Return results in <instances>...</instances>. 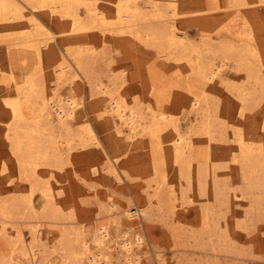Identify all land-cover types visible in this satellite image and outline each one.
I'll use <instances>...</instances> for the list:
<instances>
[{
    "label": "rangeland",
    "instance_id": "374dc122",
    "mask_svg": "<svg viewBox=\"0 0 264 264\" xmlns=\"http://www.w3.org/2000/svg\"><path fill=\"white\" fill-rule=\"evenodd\" d=\"M136 2L145 16L137 22L138 37L98 28L72 30L58 12L43 16L44 25L57 33L62 59L70 67L58 87L48 68L42 69L35 48L0 33V70H8L0 73V220L5 213L9 220L0 221V229L1 224L9 229L0 230V264H92L93 236L101 234L102 226L109 231L104 249L114 264H127L128 257L141 264H264V182L258 180L264 169L259 166L264 164V3L189 0V7L170 17L169 0ZM79 13L80 21L89 24L84 7ZM173 27L183 47L157 38ZM147 30L151 38L143 35ZM216 41H232L237 49L247 46L246 60L259 68L256 78L236 56L212 49ZM200 57L213 68L226 63L222 81L200 76ZM76 71L89 79V101L84 99L87 83L70 90ZM100 83L148 122L159 121L163 145L171 146L170 140L180 144L183 137L190 169L180 161L143 153L151 142L148 135L145 148L132 156L126 131L119 141L115 129L100 117ZM53 94L86 100L82 120L62 126L49 118L43 108L46 100L56 99ZM191 96L202 99L200 114L198 108H189ZM91 131L105 144H119L104 149L120 156L117 163L111 165L93 146ZM38 140L50 142L49 159L40 166L46 172L31 176L16 158ZM48 184L52 198L44 193ZM127 240H134L128 253L122 247ZM31 250L34 259L25 254Z\"/></svg>",
    "mask_w": 264,
    "mask_h": 264
},
{
    "label": "bare ground",
    "instance_id": "6f19581e",
    "mask_svg": "<svg viewBox=\"0 0 264 264\" xmlns=\"http://www.w3.org/2000/svg\"><path fill=\"white\" fill-rule=\"evenodd\" d=\"M232 1H234V3L239 5V6L240 5H245V4L247 5V0H225V3L227 5V3H230ZM258 1H260L261 3L262 2L264 3V0H258ZM169 2H170L171 5L169 4V7H168L169 8L168 9V15L170 17H174V16L178 15V13L180 11L185 10L184 7H185V5L187 3H189V0H169ZM155 6L157 7V5H155ZM82 7L85 8L87 17L90 18L89 24H85V23L80 21V13H79V11H80V9ZM187 7H189V6H187ZM141 10H143V9L138 7L136 0H0V33H3L2 36L4 35L6 37H11V38L17 39L18 40L17 43L19 45H27V46H31L32 48H35V50H36V52L38 54V58L40 60L41 67L43 66V67H47L48 68L49 77H51V79L55 78V80L58 82V84L56 85L58 87V86H60V84L64 80V76H65V73H66V69L65 68L68 67L69 64H67L66 61H64L62 59V56H61L62 50L60 48V45H59L57 39H55V36L57 35V33L52 31L50 28L48 29L44 25L43 22L46 21L43 18L44 15H46L48 17H52L54 14H56L58 12L63 17V21L69 22L71 24V27H72L71 29L72 30H83V29H86V28H89V29L98 28L101 31L107 32V33L108 32L109 33H116V32H118V33L119 32L120 33H129L130 35H136L138 37L141 34L140 33L141 30H140V32L138 31L140 29V27L139 26L137 27V22L139 21V19L142 18V16H144V14H143V12ZM187 13H188V11H187ZM142 28H144V26ZM148 30L145 31V34L143 33V35L147 36V38H149V37L151 38V36H150L151 33ZM151 30H153V29H151ZM155 33H156V31H155ZM158 34H157V36H158ZM157 38H159L160 41H163V42L169 41V43L172 46H181V47H183L185 45L181 41V37L178 35L176 27L175 28L173 27L172 30L169 29V32H168L167 35H165V33L162 32V35L158 36ZM148 41H149V39H148ZM231 42H226V43L222 42L220 44L219 41H218L217 42L218 45L217 44L214 45V43H212L211 46H213L212 49L215 48V47H218V50L222 51L224 54H229L230 56H232V55L236 56L237 59L239 60V65L242 66V68L244 67V68H246L248 70V73H249L250 77L256 78L255 76H256L259 68L256 69L253 66V64L250 63L251 61L249 62L248 60H246L245 56L248 54V53L246 54V52H248L247 51V46L244 49L243 48L237 49ZM202 45H203V43H202ZM188 47H190V46H188ZM4 52H5L4 55L6 56L7 51H4ZM250 52H252V50ZM64 55H66V54H64ZM252 55H253V53H252ZM230 56H229V58H230ZM201 58L202 57L199 58V69H198L199 73H200V76L203 77V78H207L210 81H215V82L218 83L219 80L222 78V75H223L225 67H226L225 66L226 63H221L216 68H213V66H212L213 63H211V61H208L207 59L202 60ZM231 58H233V56ZM64 59H66V57H64ZM247 59H249V58H247ZM205 60H207V61H205ZM77 65H79V64H77ZM56 66H60V68H61V69H59L60 71L57 73L58 75L55 74L56 71H57L56 70ZM43 67H42V69H43ZM256 67H257V65H256ZM68 68H70V67H68ZM4 71L7 72L8 70H4ZM4 71L0 70V73H3ZM82 73H83V71H82ZM250 77L248 76V78H250ZM5 79H7V77ZM82 81L87 83V85L89 87V92L86 93L85 98H84L87 101H89V99L93 96V94L91 93V84H90V82H88L89 79H87L84 74L82 75L80 71L79 72L76 71L75 74L70 79V82H69V86L71 88L70 90L75 89L74 85H79V84L83 85ZM220 81H222V80H220ZM226 83H228V82H226ZM260 83H262V82H260ZM232 86H234V85H232ZM256 86H257V84H256ZM238 90H240V88ZM98 92L102 93L103 96H104L102 98L103 99L102 102L103 101L104 102L102 104H100V106H99V108H100L99 111L102 112L100 114V117H103L105 119V121L107 122V124L109 123L112 126L111 128L115 129L116 134L119 135V136H116L117 138L120 139L119 141L123 140L122 134H123L124 131H126V134L129 135V139H128L129 147H128L127 150L132 154V156H134L136 158V154H138V149L139 148H145L143 143H144V141H146V139H144V137L146 135H148V137H149L148 139L152 143L149 142L150 144H148V145H149L150 149L148 148L146 151H143V153H145V154L148 153L154 159H158V160H161V159L162 160H173V162L180 161V164L182 166H184V167L187 166V168H189L191 166L189 164V160H188V158L186 156L187 155L186 154V144H184L185 142L183 143V141H184V139H182L183 137H180L178 139V141H180V144H178V143L175 144L174 140H170L171 146L163 145L165 142L162 143L159 140V136H158L159 135L158 133L161 130V129H159L160 127L157 128V124L159 122L158 120H157L158 122H156L155 119H153L152 121L148 122V120H146L143 117L144 115H142L139 111L135 110L130 105L129 106L126 105V103H121L119 101L121 98L117 99L116 97H114V93L111 92V89L109 88L108 85H103L102 83H100L98 85ZM78 94H80V92ZM53 96H55L56 99L53 98V100H46L45 101V106L43 108L44 111L48 112L49 118L56 119L57 122L59 124H61L62 126H66L67 124H69L70 121L82 120V118L84 117L83 114L85 113V104H84V102L86 100L79 99L78 96L75 95V94L74 95L68 94V95H65V97H63V96L61 97L58 94H53ZM191 98H192V96H191ZM6 103L8 105H11L10 102H6ZM203 104L204 103H203L202 99L199 96H193V98L190 100L189 108L190 109L198 108V113L200 114L199 110L203 109ZM68 127L70 128V126H68ZM207 127H209V126H207ZM163 129L164 128H162V130ZM209 129H210V127H209ZM70 130L72 131V129H70ZM38 131H39V129H38ZM207 131H209V130L207 129ZM203 132H204V134H206L205 131H203ZM30 133H32V132H30ZM38 133H40V131L37 132L36 134H38ZM73 134L74 133H72V135ZM40 135H41V133H40ZM138 135H139V137H136ZM74 136H75V134H74ZM89 136H90L91 139L94 140L93 143H92L93 146H96L97 149L99 150V152L101 151V153L102 152L104 153V156H105L104 159L106 161H108L111 165L117 163L116 162L117 160H120V156H119V158H117L118 156H116V157L115 156H111L110 152H107V153L104 152V149L108 150L111 145L113 147L115 146L114 149H117L119 147V144H117V142L112 143V144L110 143L109 145L107 143L105 144L104 142L100 141L99 137L93 131L89 132ZM29 137H31V136H29ZM164 137H166V136H164ZM75 138H73V139H75ZM164 139H166V138H164ZM68 141H69V139H67L66 142H68ZM48 143L50 144V142H47V143L41 142L40 143L39 140L38 141H32L29 144H27L26 150L24 151L25 154H24L23 157L20 156L21 154H19V156L16 154V157L17 156L20 157L19 159L18 158H16V159L19 160L20 166L23 169L22 171H24L26 174H30L31 176L39 175L38 174L39 171H45L46 172L45 169H40V166L45 163V162L42 163L44 160H48L49 159V150L50 149L48 150L47 149V145H46ZM87 143H88V141H87ZM42 144H45L46 147L44 145H42ZM68 144L72 145L71 140H70V142ZM87 146H88V144H87ZM190 147H191V144H190ZM97 149H96V151H97ZM201 150H202V148H201ZM244 152H245V155H246V151L245 150H244ZM113 153H115V152H113ZM215 153H216V151H215ZM117 154H115V155H117ZM250 154H251V152H250ZM202 156L204 157V159L206 161H210V155H208L207 153L202 154ZM57 157H58V155H57ZM135 158H132V159H135ZM137 158H138V156H137ZM249 158H250V156H249ZM244 160L245 161H243V162L245 163L247 158L244 159ZM159 162H162V161H159ZM250 163H251V161H250ZM58 164L56 165V167L58 166ZM250 165H252V164H250ZM255 165H257V163H255ZM258 165H259V163H258ZM261 165H263V167H264V164L260 163L259 166L261 167ZM252 166L255 167L254 165H252ZM253 167H252V170H253ZM170 168H172V167L170 166ZM183 169H185V168H183ZM249 169H251V166H250ZM249 169H248V171H250ZM112 170H113V168H112ZM161 170H162V168H161ZM256 171L258 172L257 169H256ZM249 173H251V172H249ZM258 175H259V173H258ZM258 180L259 181L261 180L262 182H264V169L261 172V177H260V175L258 176ZM37 185L38 184L34 185L33 187H35ZM32 193H33V191H32ZM32 193L30 194V197H31ZM44 193L48 197L52 198L54 196L53 187L50 184H48L45 187V189H44ZM25 200H30V198H26ZM26 204H27V202H26ZM2 209H3V207H2ZM46 209H48V207ZM49 210H51V208ZM5 214L3 216H1V217L4 218L3 219L4 221H2V220H0V221H2L4 223H8L9 222V220L7 219L8 216L5 215ZM1 225H3V226L1 227L0 230H4L6 232L9 230L5 226V225H8V224H1ZM107 229L102 226L101 228H99V231H101V234L97 232L93 236L92 242L96 246V252L93 253V256H91V263L92 264H114L112 262L110 256L106 253V249H104L105 245L108 242L107 237L109 235V231ZM17 233H19V231ZM21 234H22V232H21ZM21 238H25V237L22 235ZM133 241L127 240L124 243V245L122 246L124 248V250H126L127 253L130 252L133 249V246H134ZM136 242L137 243H141V237H137ZM25 254H26L27 257L31 256V258L34 259L35 255H34V252L32 250L28 251V252H25ZM126 257H128V255ZM132 258L133 257H128V259H126L128 263L127 262L126 263L127 264H134L136 260L138 261V258L135 259L134 261H133ZM12 261H9V262H5L4 261V262H1V263H3V264H15ZM137 264H141V263H139V261H138Z\"/></svg>",
    "mask_w": 264,
    "mask_h": 264
}]
</instances>
